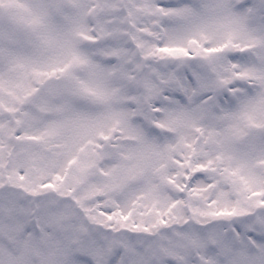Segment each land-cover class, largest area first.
Returning <instances> with one entry per match:
<instances>
[{
  "label": "snow or ice",
  "instance_id": "6c2138e0",
  "mask_svg": "<svg viewBox=\"0 0 264 264\" xmlns=\"http://www.w3.org/2000/svg\"><path fill=\"white\" fill-rule=\"evenodd\" d=\"M0 264H264V0H0Z\"/></svg>",
  "mask_w": 264,
  "mask_h": 264
}]
</instances>
